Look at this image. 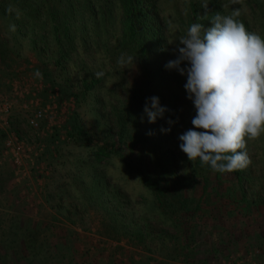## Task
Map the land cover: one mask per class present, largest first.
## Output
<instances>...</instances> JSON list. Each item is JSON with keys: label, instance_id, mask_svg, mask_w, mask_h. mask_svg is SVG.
I'll return each instance as SVG.
<instances>
[{"label": "rangeland", "instance_id": "rangeland-1", "mask_svg": "<svg viewBox=\"0 0 264 264\" xmlns=\"http://www.w3.org/2000/svg\"><path fill=\"white\" fill-rule=\"evenodd\" d=\"M144 2L150 6L151 16L163 25L169 56L175 59L173 50L178 42L175 40L180 36V23L188 18L190 3L200 10L205 0ZM206 2L207 7H202L204 12L212 9V3L218 5V12L222 15L240 9L238 19L247 23L252 31L264 23L253 0ZM13 48L19 53L12 56L10 76L5 77L0 72V134L3 135L0 139V185L3 187L0 190V241L7 231L5 227L10 228L14 221L24 223V219H31L32 228L38 231L39 245L42 244L41 255L33 260L22 251V264H38V260L41 264H264V207L256 206L247 212L243 206L230 203L228 195L236 198L239 189L228 174L221 176L223 184L218 188L210 184L204 190L201 177H196L192 186H177L181 197L176 202L188 201L185 208L189 213L175 214L172 224H164L159 213L145 218L150 225L148 232L155 236L161 234L163 240L146 238L143 243H138L129 237H116L120 239L115 240L107 236H115L113 229L105 231L108 219L120 216L126 221L130 217L139 220L145 217L142 216L144 201L152 197L143 188L136 171L122 168L120 157L136 167L139 155L144 158L138 168L141 174L154 172L152 163H145V159H149L145 157L146 150L140 151L139 145L131 147L128 143L120 145L118 142L117 124L112 115L113 107L118 106L110 96V91L125 96L126 90L138 86L142 79L141 69L136 63L107 64L101 56H96L92 65L96 69L104 66L101 72L106 74L101 91L106 98L105 104L98 106L93 93L59 102L64 78L71 79L68 84L73 93H78L79 82L76 80L81 70L75 66L74 58L65 70H61L55 69L50 55H44L40 61L26 41H20ZM83 55L92 56L90 53ZM38 111H41L42 118L35 129L29 122ZM194 115V108L185 104L172 111V118L164 115L157 119L161 128L169 127L167 120L174 121L171 131L163 132L167 144L161 151L171 153L172 166L179 176L185 173L189 163L179 149L178 137L192 127ZM72 122L82 128L84 141L71 132ZM155 122L150 126L154 124L153 128H156ZM11 136L23 143L24 153L19 164L14 162V154L6 149V141ZM98 147L108 152L113 150L111 156L116 154V157L100 165L95 163L94 154ZM263 150V135L247 141L246 151L251 163L247 169L249 184L245 185L249 197L259 195L260 189H264ZM95 174L101 177L106 194L112 193L110 188L113 186L126 198L119 209H106L108 213H105L95 204L106 203L107 208L115 207L114 200L107 203L112 200L110 197L97 198L96 191L89 190L96 188L93 185L98 181ZM198 176L202 175L198 173ZM86 190L90 195L87 192L85 195ZM86 196L92 198L91 206L99 209L89 205L83 210L78 197L84 199ZM196 204L199 209L194 210Z\"/></svg>", "mask_w": 264, "mask_h": 264}, {"label": "trees", "instance_id": "trees-1", "mask_svg": "<svg viewBox=\"0 0 264 264\" xmlns=\"http://www.w3.org/2000/svg\"><path fill=\"white\" fill-rule=\"evenodd\" d=\"M253 1L264 18V0ZM199 8L202 10V7ZM218 9V5L212 3V9L200 12L191 2L187 20L180 23L179 35H183L192 23H202L205 28L210 27L206 25L211 23L210 20L218 13ZM244 24L249 31L264 38V23L259 24L255 31L249 29L247 23ZM11 25H15V30H10ZM164 33L160 20L151 16V8L144 0H0V66L2 67L0 72L5 77L10 76L12 56H17L19 53H16L13 47L19 45L20 41H26L40 61L44 55H50L55 69L65 70L68 62L74 58L75 66L79 71L81 70L76 80L79 82L78 93L72 92L68 84L71 79L64 78L58 96L59 102L69 97L79 99L83 95L93 93L98 106L105 104L106 98L101 91L104 89L103 81L106 74L101 72L104 66L96 69L92 65L91 61L96 56H101L107 64L112 62L119 64L117 61L122 54L125 60L131 56L134 57L133 62L126 63H136L141 69L142 79L138 86L126 90L125 96L114 95L113 91H110V96L111 100H116L118 106L112 109L118 129V142L120 145L128 143L131 147L139 145L140 151L146 150L145 157L149 159H145V163L148 161L152 163L154 172L141 174L138 168L144 161L142 156H137L136 167L129 164L123 157H117H120L123 169L136 171L143 188L152 197L144 201L146 205L144 209L142 208L144 213L142 216L145 217L139 220L130 217L126 221L120 216L108 219L109 221L106 219L105 231L110 232L109 229H113L115 236L106 235L114 237L112 239L115 240L123 237H129L138 243H143L146 238L163 240L164 236L161 234L155 236L148 232L150 225L145 218L159 213L164 224H172V217L175 214H188L189 211L185 208V202L188 201L179 200L180 204L176 202L181 197L178 192L180 189L176 187L192 186L196 177H201L203 189L207 190L210 184L217 188L220 187L223 184L221 176L231 175L239 191L235 194L236 198L232 197V194L228 195L230 203L243 206L247 212L252 211L251 209L256 206L264 207V189H260V194L257 196L253 194L251 197L248 196L245 184H249L247 178L249 165L243 170L221 174L214 172L208 166H202L198 159L194 162L188 160L189 169L185 168L187 169L185 173L179 176L172 166L171 153L163 152L167 143L161 131L162 124L156 120L157 127L153 128L154 124L150 126L143 112L146 99L152 96L158 97L160 105L168 109L164 115L170 118H172V111L178 109L179 105L186 104L194 108L192 102L186 98L187 94L183 88L186 76H181L175 69L165 68V64L172 58L169 56L170 48ZM83 53H90L92 56L85 57ZM181 66L183 67L184 64ZM97 73H102V75L98 78ZM70 130L76 138L85 140V133L77 122L70 124ZM262 135L264 143V134ZM0 139H3L2 134H0ZM96 151L95 163L99 165L116 157V154L111 156V153H114L113 150L108 152L105 148L98 147ZM198 173L202 176H198ZM208 177L213 179L209 181ZM95 178L98 180L96 184H93L96 188L89 190L96 191L97 198L103 195L110 197L112 200L107 203H112L114 200L115 207L107 208L106 203H93L102 207L105 213H108L107 210L119 209L126 198L120 195L113 186L110 188L112 193L106 194L101 177L95 174ZM2 188L0 185V190ZM86 192L90 195L87 190L84 192L85 195ZM82 198L78 197L79 202H82L83 210L89 207L99 209L91 206L92 198H87V196ZM193 209H199V204H196ZM17 217L19 219L20 216L17 215ZM24 220L26 222L14 221L12 225L10 224V228L5 227L7 231L0 241V264H22L24 257L21 256L22 251H26L33 260L41 255L42 244L39 245L38 231L32 228L31 219ZM54 220L58 219L54 218ZM23 224H26V227ZM26 261L33 262L27 259ZM37 263L41 264V261L38 260Z\"/></svg>", "mask_w": 264, "mask_h": 264}, {"label": "clouds", "instance_id": "clouds-1", "mask_svg": "<svg viewBox=\"0 0 264 264\" xmlns=\"http://www.w3.org/2000/svg\"><path fill=\"white\" fill-rule=\"evenodd\" d=\"M240 15L236 8L229 15L216 13L210 27L192 23L175 40V59L165 64L186 76L183 88L195 110L192 127L178 137L180 151L221 174L246 168L251 163L247 141L264 134V38L249 31ZM133 59L122 54L117 62L123 66ZM166 111L158 97L146 99L143 112L149 123ZM166 123L169 127L161 128L165 133L174 121Z\"/></svg>", "mask_w": 264, "mask_h": 264}, {"label": "built area", "instance_id": "built-area-1", "mask_svg": "<svg viewBox=\"0 0 264 264\" xmlns=\"http://www.w3.org/2000/svg\"><path fill=\"white\" fill-rule=\"evenodd\" d=\"M41 118H42V113L41 111H38L35 114L34 119L30 120L29 122L30 126L36 129ZM6 149H9L10 152L14 154L15 156L14 162L16 164H19L22 154L24 153L23 143L19 141L16 137L11 136L6 141Z\"/></svg>", "mask_w": 264, "mask_h": 264}]
</instances>
